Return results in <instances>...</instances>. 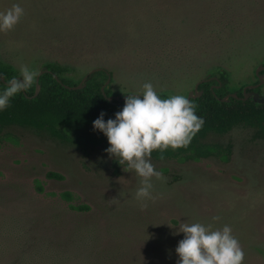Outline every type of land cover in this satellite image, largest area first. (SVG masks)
<instances>
[{
  "label": "rangeland",
  "instance_id": "obj_1",
  "mask_svg": "<svg viewBox=\"0 0 264 264\" xmlns=\"http://www.w3.org/2000/svg\"><path fill=\"white\" fill-rule=\"evenodd\" d=\"M14 3L24 15L0 33V60L18 74L22 64L39 73L58 63L77 80L104 68L112 96L150 82L186 98L214 69L234 91L264 64V0H0V11ZM63 133L84 147L20 127L0 135V264H176L183 234L174 227L194 221L229 225L243 264H264V139L254 130L209 138L233 145L228 162L151 157L162 177L146 207L135 197L140 178L109 158L102 133Z\"/></svg>",
  "mask_w": 264,
  "mask_h": 264
},
{
  "label": "clouds",
  "instance_id": "obj_2",
  "mask_svg": "<svg viewBox=\"0 0 264 264\" xmlns=\"http://www.w3.org/2000/svg\"><path fill=\"white\" fill-rule=\"evenodd\" d=\"M23 15L19 3L0 11V33L11 31ZM37 75V71L22 64L19 75L7 80L0 90V112L10 106L17 94L27 91ZM104 115L101 112L92 127L106 137L105 152L109 158L117 159L119 165L126 164L140 178L135 197L146 207L148 201L155 199L152 178L162 177L151 163L153 151L162 156L169 148L186 147L202 127L203 118L196 115L194 106L183 95L161 97L150 82L143 84L142 94L126 95L114 118L105 120ZM174 228L175 234H183L175 248L176 264H243L244 251L229 225L214 228L211 223L194 221L181 222Z\"/></svg>",
  "mask_w": 264,
  "mask_h": 264
},
{
  "label": "trees",
  "instance_id": "obj_3",
  "mask_svg": "<svg viewBox=\"0 0 264 264\" xmlns=\"http://www.w3.org/2000/svg\"><path fill=\"white\" fill-rule=\"evenodd\" d=\"M45 65L48 72L40 77L39 95L31 98L36 92L35 79L27 91L17 94L11 100L10 106L0 112V135L9 128L20 127L48 132L54 138L70 141L71 139L63 133V130L75 126L91 127L101 112L105 114L104 118L107 120L114 118V114L122 109L124 101L110 103L102 92L108 73L113 77L112 72L106 69L96 72L89 77L84 89L73 90L66 86L78 85L81 78L74 80L69 76V68L58 63H45ZM18 75L13 65L0 60V79L4 78L7 81ZM218 75L222 81V87L212 89L214 81L202 84L199 87L203 91L202 96L190 101L196 115L202 117L204 121L191 142L186 147L175 150L169 148L162 156L158 151H153L151 157L159 161L177 160L182 163L215 157L228 162L233 145L230 142L225 144L217 141L209 142V138L214 135L225 136L235 128L242 127L254 130L256 139H264V105L257 104L253 100L239 102L232 98L229 102H223L222 99L229 93L228 83L224 74ZM112 84L113 79L111 85L105 89L107 97L113 95ZM4 85L5 83H0V90H3ZM158 95L168 97L165 93ZM70 142L84 147L81 142ZM48 176L56 179L63 178L55 173H50ZM36 186L40 193L44 191L39 182ZM61 196L67 202L73 201V195L70 192H65ZM70 208L77 211L89 209L87 206L74 205H70Z\"/></svg>",
  "mask_w": 264,
  "mask_h": 264
},
{
  "label": "water",
  "instance_id": "obj_4",
  "mask_svg": "<svg viewBox=\"0 0 264 264\" xmlns=\"http://www.w3.org/2000/svg\"><path fill=\"white\" fill-rule=\"evenodd\" d=\"M101 70H102L101 68H95V69L91 70V71H90V72H89V73H88V74H87V75H86V76L80 81V83H79L78 85H76V86H74V87L66 86V88H68V89H73V90H82V89H84V88L87 86V83H88V81H89V77H90L92 74H94V73H96V72H99V71H101ZM263 71H264V64L259 65V66L257 67L256 71H255L256 75H257L258 78L260 79V84H261V85L264 84V73H262ZM47 72H48V70H47V66H46L45 64H43V66L41 67V69H40V71H39V73H38V75H37V78H36V92H35V94H34L31 98H36V97L39 95V93H40V91H41L40 77H41L42 75H44L45 73H47ZM214 72H215L214 70H212L211 72H209L208 75H207L205 78H203L202 80H200V81L196 84L194 90H193V91H190V93H189V95H188V97H187V99H188L189 102H190L192 99H197V98H200V97L202 96L203 91H202V90H199V86H200L201 84L207 82V81L210 79V77H212V75H213ZM110 81H111V78H110V76H109L108 81H107V82L104 84V86L102 87V92L104 93V95H105V97L107 98V100H108L110 103H115V101H117V102H118V101H125V97H126V95L109 96V97L106 96V94H105V88H107V86L109 85ZM1 82H2V83H6V80H5L4 78H1V79H0V83H1ZM250 88H253V87H250ZM128 95H133V94H128ZM135 95H140V94H139V93H136ZM232 97H233V98H236L237 95H236V94H233ZM228 98H229V96L225 97V98L223 99V101H224V102L228 101ZM254 101H255L256 103H258V104H264V97L261 98L259 94L254 93Z\"/></svg>",
  "mask_w": 264,
  "mask_h": 264
},
{
  "label": "flooded vegetation",
  "instance_id": "obj_5",
  "mask_svg": "<svg viewBox=\"0 0 264 264\" xmlns=\"http://www.w3.org/2000/svg\"><path fill=\"white\" fill-rule=\"evenodd\" d=\"M102 70L101 71H105V69L104 68H101ZM257 69V68H256ZM256 69H255V71H256ZM101 71H99V72H101ZM214 73H213V75H212V77H210V79L207 81V82H211V81H214L215 82V84H213L212 85V89H219L220 87H222V81L220 80V77H219V75L218 74H224L225 75V77H226V79H227V74H226V72H224L222 69H219V68H217V69H214ZM262 73H264V71L262 72ZM88 74V73H87ZM86 74V75H87ZM85 75V76H86ZM84 76V77H85ZM109 76H110V78H111V81H110V83H109V85L107 86V88L111 85V83H112V79H113V77H112V75H110L109 73H108V79H109ZM255 81L254 82H252V84H251V82L250 83H248V84H245V85H243V86H239V89L238 90H234V91H231V89H228L229 90V93L225 96V97H227V96H229V98H228V101H226V102H229L230 101V99L232 98V99H235V100H237V101H243V102H246V101H249V100H253L254 101V93H257V94H259L260 95V97L261 98H263L264 97V93L262 92V89H263V87H264V84H260V79L258 78V76L256 75V73H255ZM83 77V78H84ZM82 78V79H83ZM81 79V80H82ZM108 79H107V81H108ZM202 80V79H201ZM106 81V82H107ZM199 82V81H198ZM197 82V83H198ZM207 82H205V83H207ZM196 83V84H197ZM205 83H203V84H205ZM227 83H228V79H227ZM202 85V84H201ZM196 86V85H195ZM200 87V86H199ZM250 87H253V88H250ZM195 88V87H194ZM106 89V88H105ZM194 90V89H193ZM192 90V91H193ZM200 90V89H199ZM190 93V92H189ZM233 94H236L237 95V97L236 98H233L232 97V95ZM189 95V94H188ZM188 97V96H187ZM187 97H186V99H187ZM224 97V98H225ZM223 98V99H224ZM223 99H222V101H223ZM224 102V101H223ZM255 102V101H254ZM256 103V102H255ZM258 104V103H257ZM261 105H264V104H261Z\"/></svg>",
  "mask_w": 264,
  "mask_h": 264
}]
</instances>
